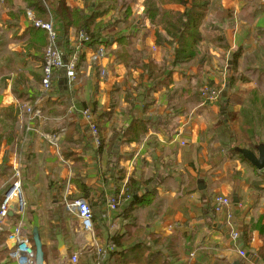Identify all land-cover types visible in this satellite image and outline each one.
Returning a JSON list of instances; mask_svg holds the SVG:
<instances>
[{
    "label": "crops",
    "instance_id": "crops-1",
    "mask_svg": "<svg viewBox=\"0 0 264 264\" xmlns=\"http://www.w3.org/2000/svg\"><path fill=\"white\" fill-rule=\"evenodd\" d=\"M63 1L90 14L85 0ZM186 1L187 6L191 0ZM26 9V0H0V202L21 150L26 221L30 228L38 226L43 245L55 248L53 261L61 264V255L75 250L77 221L64 201L84 197L102 241L114 233L135 236L136 229L145 228L173 239L163 245L171 247L164 264H264V174L234 149L254 150L255 137L264 138V0H209L196 54L177 65L176 43H167L172 39L146 15L144 0L132 2L127 17L120 12L98 17L105 56L90 65L85 52L71 90L59 71L58 96L43 101L42 117L35 120L43 132L65 129L57 150L35 132L19 150L22 104L37 97L45 43L43 32L29 27ZM54 17L58 44L70 53L74 31L64 35ZM206 84L219 90L215 101L200 96ZM83 108L98 119L99 144L81 117ZM243 136L251 142L240 145ZM129 179L139 187L137 195L145 193L152 203L133 205L127 218L122 211L129 202ZM198 179L203 180L200 189ZM216 195L238 199L231 206L235 241L224 215L213 210ZM109 198L114 209L107 207ZM150 216L152 224L145 220ZM13 223V217L4 222L6 233ZM56 229L62 233L61 247ZM175 232L176 238L170 235ZM2 243L7 254L5 235ZM239 250L249 255L241 257ZM85 257L80 264H91ZM0 264L14 262L3 255Z\"/></svg>",
    "mask_w": 264,
    "mask_h": 264
},
{
    "label": "built area",
    "instance_id": "built-area-1",
    "mask_svg": "<svg viewBox=\"0 0 264 264\" xmlns=\"http://www.w3.org/2000/svg\"><path fill=\"white\" fill-rule=\"evenodd\" d=\"M25 18L29 25L41 29L45 32L46 45L43 52L42 73L37 97L32 101L22 104L24 113V125L20 142V148L27 140L28 133L35 132L55 150L59 147L64 128L61 127L55 132H43L35 125V120L42 117L41 106L44 100L50 98L53 94L55 85V74L62 71L66 80L67 89H72L77 81V61L78 53L84 46L91 41L90 37L80 31L75 36L74 51L69 57H65L63 51L58 48L59 32L56 27V18L48 11V18L43 20L37 18L31 9L25 10ZM106 52L102 47L88 52L86 61L92 65L105 56ZM103 73V71L101 72ZM200 96L205 100L212 102L217 99V91L208 85H204L200 91ZM81 117L86 123L87 130L95 137L98 143V124L95 115L89 108H83L80 111ZM15 160L11 164V182L4 192L0 202V224L8 221L7 215L10 205H13L14 223L10 230L5 234V245L7 256L14 264H35L34 248L31 242L30 227L26 221V201L22 192V161L21 150L15 155ZM232 199L229 196L216 195L213 198V210L216 213H222L226 224L232 229L231 238L235 241L238 237L237 231L233 230L232 223ZM107 207L115 208L114 198L107 200ZM64 209L72 215L77 221L74 228L73 245L75 250L68 256L65 264H78V260L83 255L94 253L96 260L91 264H105L104 261L109 251L115 249L113 243L100 244L95 236L92 210L88 201L84 197H76L64 201ZM62 254V255H63ZM239 256L243 257L245 253L238 251ZM121 264V263H116Z\"/></svg>",
    "mask_w": 264,
    "mask_h": 264
},
{
    "label": "trees",
    "instance_id": "trees-1",
    "mask_svg": "<svg viewBox=\"0 0 264 264\" xmlns=\"http://www.w3.org/2000/svg\"><path fill=\"white\" fill-rule=\"evenodd\" d=\"M28 6L35 13V16L40 19L48 18V11L57 16L58 23L64 35L68 32L69 29H73L75 36L82 31L84 34L90 37L91 41L87 43L84 48L78 53V61H77V70H78V62L81 58L86 56V53L90 51H94L99 47L105 48L101 45V30L103 28L102 21H97L98 17H102L104 14L109 12H120L122 18L130 15V4L136 0H99V2L94 4L92 0H85V8L89 11L90 14L86 16L85 9H78L76 7L70 8L66 5L63 0H26ZM92 1V2H91ZM93 3V5H92ZM162 3H176L182 4L185 6L182 11H173L169 9H161L159 5ZM186 0H144L145 12L146 15L150 16L153 20H155V24L160 26L166 34L172 39L171 41H167V43H176L175 53H174V62L177 64L185 63L194 58L196 54V47L200 41V26L203 23L204 17L206 16L208 10L209 0H191L189 5H187ZM25 15V14H24ZM54 15V16H55ZM34 30H41L35 28L33 26H29ZM44 34L46 45V36L45 32L41 30ZM109 36H106V40ZM157 41H161L159 35L156 36ZM108 42V40L106 41ZM104 43V42H103ZM58 48L62 49L59 44ZM63 51V50H62ZM74 51V50H73ZM73 51L70 53H64L65 57H69L72 55ZM106 51V50H105ZM44 52V50H43ZM86 52V53H85ZM84 54V55H83ZM83 55V56H81ZM43 64V58H42ZM158 68V67H157ZM151 70H155L150 68ZM158 70V69H157ZM163 69L162 71H165ZM56 76V74H55ZM41 79V78H40ZM40 84V83H39ZM208 86L213 87L215 90L217 89L212 84H206ZM203 87V86H202ZM200 88V91L202 89ZM199 91V94H200ZM218 91V89H217ZM58 96V91H56V86L53 87V94L50 97L51 99ZM220 94L218 93L217 98H219ZM49 98V99H50ZM48 99V100H49ZM32 101V100H30ZM70 110V107H69ZM97 119V118H96ZM98 124V119H97ZM99 124H98V144L100 142V132H99ZM255 143H259L260 141L264 142V138L257 136L255 138ZM264 174V173H263ZM11 182V180H10ZM128 191H126V195L128 196V204L122 211L124 217L129 218L131 207L135 204H139L140 206H149L152 203V199H149L148 195L145 193L142 195L138 194V186L134 183L133 180L129 179L126 185ZM82 191H85L83 186L81 187ZM93 223H94V214H93ZM95 236L100 244L105 243H113L115 249L109 251L104 263L105 264H116L121 263L125 264L128 262H135L140 264H164L163 259L161 258L160 251L152 252L149 247H145L142 244L134 243L129 245V243L133 242L134 237L132 235H128L127 238L124 234L118 235L117 233L112 234L106 240L102 241L99 237V229L94 226ZM141 232L146 233V236H149L150 239H154L156 236L155 233L149 232L145 230V228H138L135 230L136 233ZM159 238V237H156ZM162 239H154L156 244H159ZM170 240V238H168ZM244 244L248 242V237L246 233L243 236ZM167 241V240H166ZM129 242V243H128ZM127 243V244H125ZM167 243H163L166 245ZM118 248V249H117ZM2 250V249H1ZM70 249L66 251V253L71 255ZM2 251H0V254ZM10 263L12 260L4 254ZM52 255L56 258L57 252L53 249ZM45 256V253H44ZM89 256L92 260V263L96 260V256L93 253H89L83 255L82 257ZM263 262H264V254L262 253ZM58 259V257L56 258Z\"/></svg>",
    "mask_w": 264,
    "mask_h": 264
},
{
    "label": "water",
    "instance_id": "water-1",
    "mask_svg": "<svg viewBox=\"0 0 264 264\" xmlns=\"http://www.w3.org/2000/svg\"><path fill=\"white\" fill-rule=\"evenodd\" d=\"M66 82V80L64 81ZM225 100H223L224 102ZM221 113L225 112V105L222 103L220 107ZM235 151L239 153L242 158L247 160L257 171H262L264 173V143L260 142L254 145V150L248 148H241V147H234ZM203 183L202 179L197 180L198 188H201V184ZM232 202L238 203V199L235 195L232 196ZM13 205H10V210L8 211V217H13ZM30 235H31V242L34 248V260L35 264H44V251H43V244L39 232V228L36 224H33L30 228ZM55 239L57 242V246L61 247L64 244L62 239V233L59 229L55 230ZM249 253H246L245 256H248ZM67 259V255L63 254L60 257V263H64ZM232 264H240L238 260L232 262Z\"/></svg>",
    "mask_w": 264,
    "mask_h": 264
},
{
    "label": "rangeland",
    "instance_id": "rangeland-1",
    "mask_svg": "<svg viewBox=\"0 0 264 264\" xmlns=\"http://www.w3.org/2000/svg\"><path fill=\"white\" fill-rule=\"evenodd\" d=\"M69 90V89H68ZM71 90V89H70ZM217 91V89H216ZM218 93H219V90L217 91V96H218ZM218 99V98H217ZM249 115H247V119L249 121ZM248 138L247 136H243V139L239 141V144H244V145H247L248 142H251L246 140ZM256 138V137H255ZM254 139V138H253ZM252 139V140H253ZM91 208V207H90ZM92 210V209H91ZM92 215H93V211H92ZM72 217V215H70ZM73 218V217H72ZM107 219V218H105ZM146 221H149L151 224L153 223L154 221V216H150L148 219H145ZM95 226V225H94ZM99 228V227H98ZM6 227L3 225V224H0V251H2V253L0 254V256H3L4 254H6V251H5V247H4V243H2L4 241V235L6 233ZM95 229V227H94ZM142 230H140L139 233H137L134 237V240H133V244L134 243H139V244H142L144 245L145 247H149L150 251L152 252H158L160 251L161 253V258L160 260L162 259H165L166 255L169 254V252L171 253V247H166V246H163V243H167V244H170V241L172 242L173 239H171L170 237L171 236H168L166 238H161L159 235L160 234H156V236H154V239H162L160 240L159 244H156L154 239H150L149 236H146V233L144 232H141ZM170 235H172V237L174 236L176 238V232L175 233H171ZM156 237H159V238H156ZM168 238H170V240H168ZM167 240V241H166ZM99 242V241H98ZM131 243V242H130ZM2 247V248H1ZM2 249V250H1ZM53 249L55 248H48V246L46 247L45 245H43V251L45 253V258L48 262V264H56L54 261H53V256L51 255L52 252H53ZM73 252V250L71 249L70 253ZM50 253V254H49ZM49 254V256L47 257V255ZM94 254V253H93ZM95 255V254H94ZM86 258V257H85ZM84 258L81 257L79 260H78V264L81 263V261L83 260ZM166 264H169V263H166Z\"/></svg>",
    "mask_w": 264,
    "mask_h": 264
}]
</instances>
